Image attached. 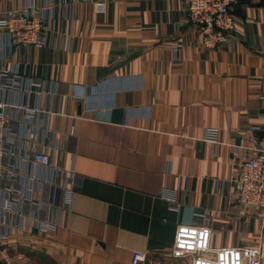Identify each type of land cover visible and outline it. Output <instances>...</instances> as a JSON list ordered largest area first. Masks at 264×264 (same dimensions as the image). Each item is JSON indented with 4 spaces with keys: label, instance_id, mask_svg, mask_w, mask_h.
Segmentation results:
<instances>
[{
    "label": "crops",
    "instance_id": "obj_1",
    "mask_svg": "<svg viewBox=\"0 0 264 264\" xmlns=\"http://www.w3.org/2000/svg\"><path fill=\"white\" fill-rule=\"evenodd\" d=\"M44 1H61L55 25L70 23L74 38L61 50L9 46L3 65L45 81L0 98L50 111L31 128L56 131L54 158L78 182L65 226L9 236V256L132 264L141 251L136 264H264V213L233 196L242 146L264 145V129L250 128L264 124V0H236L234 36L214 48L187 27L184 0H0V9ZM209 127L216 142L202 139ZM202 212L206 235L189 225ZM188 244L193 254L172 255Z\"/></svg>",
    "mask_w": 264,
    "mask_h": 264
},
{
    "label": "built area",
    "instance_id": "obj_2",
    "mask_svg": "<svg viewBox=\"0 0 264 264\" xmlns=\"http://www.w3.org/2000/svg\"><path fill=\"white\" fill-rule=\"evenodd\" d=\"M184 1L187 27L200 33L203 46L214 48L234 36L236 16L231 6L236 0ZM60 4L61 1H44L35 6L30 2L0 9V54L5 52L3 56L7 55L12 45L19 46L24 52L37 45H51L58 50L66 48L74 34L70 23L66 27L63 19L59 28L55 25V10ZM3 56H0V94L4 91L29 92L31 86L45 81L42 77L21 73L14 63L3 65ZM21 112L23 115L19 117ZM49 112L0 98V246L11 235H31L32 229L36 234H52L65 226L71 210V197L78 179L72 169L63 167L54 158L59 151L56 131L47 126H42L40 131L31 128L37 114ZM250 128L264 129V124ZM41 132L43 140H39ZM204 133L203 140L217 141L215 128H206ZM235 164L234 199L242 206L264 213V145L256 140L253 145L242 146ZM28 165L40 168L45 174H37L28 169ZM58 192H63L64 200H55ZM189 225L205 235L209 231L203 212ZM186 246L175 248L172 255L193 254V244ZM20 258L24 260L23 256ZM144 258L143 252L134 251L131 263L136 264Z\"/></svg>",
    "mask_w": 264,
    "mask_h": 264
},
{
    "label": "rangeland",
    "instance_id": "obj_3",
    "mask_svg": "<svg viewBox=\"0 0 264 264\" xmlns=\"http://www.w3.org/2000/svg\"><path fill=\"white\" fill-rule=\"evenodd\" d=\"M11 256L9 257V249H6L5 244H2L0 246V259H2L6 264H21V263H23V259L20 258L19 256L18 257H11ZM9 258H10V262H9Z\"/></svg>",
    "mask_w": 264,
    "mask_h": 264
}]
</instances>
